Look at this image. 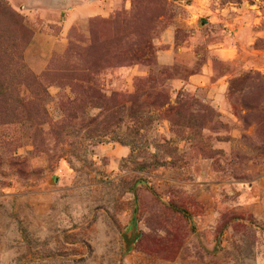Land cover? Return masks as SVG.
<instances>
[{"label": "rangeland", "instance_id": "rangeland-1", "mask_svg": "<svg viewBox=\"0 0 264 264\" xmlns=\"http://www.w3.org/2000/svg\"><path fill=\"white\" fill-rule=\"evenodd\" d=\"M57 1L0 0V264H264V0H118L64 35ZM217 48L248 60L231 115L171 86L230 70Z\"/></svg>", "mask_w": 264, "mask_h": 264}, {"label": "crops", "instance_id": "crops-1", "mask_svg": "<svg viewBox=\"0 0 264 264\" xmlns=\"http://www.w3.org/2000/svg\"><path fill=\"white\" fill-rule=\"evenodd\" d=\"M64 1L53 6H45L44 4H37L42 10L51 12L49 18L45 19L47 26L60 28V35L66 34L69 29L82 19L101 15H108L116 6L118 0H58ZM57 1V2H58ZM25 2V1H23ZM27 3V2H26ZM43 5V6H41ZM51 17V18H50ZM54 23V24H53ZM53 48L55 45L53 43ZM231 48V47H229ZM229 48H217L216 52L220 54L222 60L231 68L225 74L215 76L214 68L211 65L210 57L205 62H201L196 70L189 74L185 80L173 79L171 80L172 89L184 86L191 94L204 98V100L212 103L217 109L226 115H231V105L228 101V85L231 77L241 73L242 69L246 67L248 60L245 55H239L238 58L233 56H224L222 51ZM165 52H172V49L164 50ZM166 54V53H164ZM204 90V94L200 90Z\"/></svg>", "mask_w": 264, "mask_h": 264}, {"label": "water", "instance_id": "water-1", "mask_svg": "<svg viewBox=\"0 0 264 264\" xmlns=\"http://www.w3.org/2000/svg\"><path fill=\"white\" fill-rule=\"evenodd\" d=\"M205 19H202V22H205ZM122 238L124 240L125 243V248H129V246L134 242L135 238L138 236V233L136 231V225L133 222L131 225V229L129 232L126 233H122Z\"/></svg>", "mask_w": 264, "mask_h": 264}, {"label": "trees", "instance_id": "trees-1", "mask_svg": "<svg viewBox=\"0 0 264 264\" xmlns=\"http://www.w3.org/2000/svg\"><path fill=\"white\" fill-rule=\"evenodd\" d=\"M21 27H23V26L21 25ZM21 30H24V29L21 28Z\"/></svg>", "mask_w": 264, "mask_h": 264}]
</instances>
